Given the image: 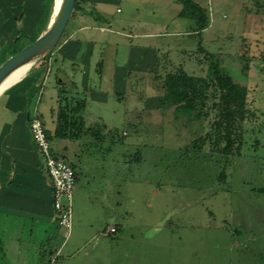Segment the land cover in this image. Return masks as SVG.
Instances as JSON below:
<instances>
[{"label": "rangeland", "instance_id": "rangeland-1", "mask_svg": "<svg viewBox=\"0 0 264 264\" xmlns=\"http://www.w3.org/2000/svg\"><path fill=\"white\" fill-rule=\"evenodd\" d=\"M43 1L35 0L36 6L28 1V8L23 12L29 25L24 23L22 28L28 26L31 30L16 29L10 39L0 41V61L5 62L37 40L48 28L56 0L44 6L48 15L45 19L41 11ZM98 1L97 11L108 17L110 23L106 25L113 29L112 32L90 31L105 42L96 48L98 54L101 51L104 54V69L98 73L103 75L97 74L101 70V57L94 62L97 71L93 76L86 73L85 79L80 70L71 71L76 65L78 68L82 65V71L87 69L85 55L74 60L65 58L66 67L62 66L59 55L56 56L59 48H76L77 43L65 46L75 32L81 10L70 20L60 45L52 54L51 59L59 62L58 66L52 65V71L57 75L63 68L64 73L67 69L72 74L79 93L88 99L85 112L88 125H105L104 133L112 134L99 146L100 151L104 149L108 153L111 162L119 161L118 166L111 167L116 171L111 173L110 190L113 193L120 189L124 200L128 228L122 234L127 248H144L142 245L148 242L147 248L154 250L155 261L159 263L193 264L198 253L201 264H264V190H261L264 189V0H199L210 12L211 23L203 33V46L213 58L200 49V37L194 32L195 21L178 17L182 9L179 0V3L175 0ZM90 2L82 0L76 7H91ZM118 8L123 12L117 11ZM157 17L162 21H155ZM143 33L155 36H139ZM146 45L159 49L151 62L149 57L142 62L140 50L134 51V47ZM211 59L219 60L237 82L249 89L250 114L243 132L246 145L230 161L218 152L215 141L210 138L218 116L215 105L218 94L212 93L210 107L206 109L209 115L200 121H193L165 105L167 75L183 67L197 77L210 78ZM56 82L54 75L47 80L46 100L40 102L36 97L34 106L38 108H31L33 117L35 114L44 117L49 128L53 125L49 104L52 97L53 104L56 102ZM93 92L105 96L95 98L91 96ZM70 93V96H80L76 89ZM81 144L84 145L81 141L64 139L58 146L59 153L76 164L78 160L72 154ZM114 173L119 177V186L113 185ZM91 190L94 191L93 186ZM73 208L74 216L76 211H82L75 195ZM98 212L96 216L84 213L82 218V227L89 228V235L97 225L92 227L89 221L102 218ZM171 223L175 225V233ZM106 224L101 223V231L94 241L109 240L102 232ZM157 227L162 230L156 231ZM60 230L61 243L69 242L74 229L69 237L65 236V228ZM153 243L155 247L150 245Z\"/></svg>", "mask_w": 264, "mask_h": 264}, {"label": "crops", "instance_id": "crops-1", "mask_svg": "<svg viewBox=\"0 0 264 264\" xmlns=\"http://www.w3.org/2000/svg\"><path fill=\"white\" fill-rule=\"evenodd\" d=\"M28 1H31V6H36L35 0H0L1 42L6 41V38L10 39L16 29L29 30L28 26L25 29L22 28L24 23L29 25L28 18L26 20L24 17L26 13L23 12L28 8ZM90 3L92 6H86L87 8H97L100 1L92 0ZM104 17L105 19L101 22L95 21L92 16L82 12L77 17V26L68 41L69 44L65 46L71 47L77 43L76 48L71 50H60L59 48L56 51V56L59 55L60 61L63 60L61 63L64 67L68 62L65 58L74 60L85 55L88 60L87 69L82 71V65L80 68L76 65L71 69V71L80 70L85 79L87 78L86 73L89 72V75L92 73L93 76V73L97 71L94 69V62L100 57L102 59L101 70L97 71V74L104 69V54L102 51L98 54L96 48L105 42L98 40L90 32L93 29L102 32L113 31L111 25L110 28L106 25L110 23V20L105 15ZM161 17L155 18V21H162ZM125 34L132 35L131 33ZM139 36L154 37L155 34L143 33ZM78 46L79 49H77ZM137 50H140L142 54V62L148 60L147 57L151 62L150 60L157 55L159 49L146 45L134 47V51ZM3 62L0 61V66ZM58 63L52 59L48 63L39 62L30 68L22 80L0 95V264H168L167 261L162 263L155 261L154 250L147 248L148 242L142 245L144 248H127L125 236L122 234L125 233L124 229L128 228L126 227L124 200L121 198L120 189L113 193L110 190L111 173L115 170L111 167L112 164L115 167L118 166L119 161L111 162L108 153L104 152V149L100 151L101 148L94 144L83 146L81 144L79 147L77 145V150L72 154V157L78 160L74 164L78 176L75 198L78 208L82 211L78 210L75 216L73 215L72 239L69 242L65 241L64 244L61 243L63 236L53 202V182L46 170L45 159L35 146L30 131L33 118L31 108L34 106L35 98L38 97L40 102L46 100L45 85L47 80L54 75L57 81L55 85L56 102L53 104L55 98L52 97V102L49 104V115L53 125L51 128L48 125L46 127L51 133L55 132L59 83L57 75L52 71V65L58 66ZM60 69L64 71L63 68ZM65 71L68 77L76 82L72 74H69L67 69ZM99 93L101 92H93L91 96L95 98L105 96ZM35 108H38L37 105L34 106V110ZM44 122L47 123L46 120ZM61 143V139L54 141L56 152H59L58 146L60 147ZM115 173L113 185H118L117 182L120 181ZM92 186L94 191L91 190ZM96 211L101 212L99 215L102 218L96 220L95 217L94 221L92 219L89 221L92 227L97 224L94 233L89 235V230H87L89 228L82 227V218L84 213L96 216ZM105 222L107 224L102 232L109 240L105 241L100 238L98 242L94 241L98 237V232L101 231V223ZM171 224L172 233H175V225ZM110 227H116L117 231L108 233L107 230ZM160 230L162 227L156 228V231ZM144 236L150 238V236ZM150 245L155 247V243ZM197 254H195L193 264H201L200 256ZM167 255L166 250L165 256Z\"/></svg>", "mask_w": 264, "mask_h": 264}, {"label": "trees", "instance_id": "trees-1", "mask_svg": "<svg viewBox=\"0 0 264 264\" xmlns=\"http://www.w3.org/2000/svg\"><path fill=\"white\" fill-rule=\"evenodd\" d=\"M52 2L53 0L43 1L41 11L44 13L42 14L44 19L48 16L46 10L44 12V6L47 3L51 5ZM179 2L182 5L179 17L195 21L194 32L200 37V49L205 51L210 58H213V55L203 46V33L211 23L209 9L202 5L199 0H179ZM80 3H82V0H77V4ZM78 10L93 16L97 21L101 22L105 19L104 14L97 11V8L89 9L85 5H81L79 8L75 7L71 19ZM51 57L52 54H48L39 62L48 63ZM209 75L210 78L197 77L190 74L183 67L169 73L165 79V105L174 107L178 114L188 116L193 121H200L209 115V111H206V109L210 107L212 93L218 94L219 100L215 102L218 116L214 122V131L210 138L215 141L218 152L227 161H230L237 153L241 154L246 145L243 132L244 122L250 114L248 106L249 89L246 85L237 82L229 71L220 65L219 60L211 59ZM57 77L59 80V101L56 110L57 126L54 133L47 129L53 147L56 139L81 141L84 145L88 144L89 141V144L95 146L104 143L111 133H104L107 129L105 125L99 123L88 125L85 117L88 107L87 97L85 95L81 96L76 82L71 80L61 69L58 71ZM72 89H76L77 94H80V96H70ZM110 148L112 150V146ZM54 152L58 158L68 162L76 169L73 163L67 161L59 152H56L55 147Z\"/></svg>", "mask_w": 264, "mask_h": 264}, {"label": "built area", "instance_id": "built-area-1", "mask_svg": "<svg viewBox=\"0 0 264 264\" xmlns=\"http://www.w3.org/2000/svg\"><path fill=\"white\" fill-rule=\"evenodd\" d=\"M30 131L33 141L45 159L47 171L53 182V202L58 213L59 226L66 229L65 236L69 237L74 223L73 206L78 185L77 171L71 164L56 156L46 124L38 114L32 118ZM107 231L113 233L117 228L110 227Z\"/></svg>", "mask_w": 264, "mask_h": 264}, {"label": "water", "instance_id": "water-1", "mask_svg": "<svg viewBox=\"0 0 264 264\" xmlns=\"http://www.w3.org/2000/svg\"><path fill=\"white\" fill-rule=\"evenodd\" d=\"M76 4L77 0H63L57 14H54L48 28L38 39L9 57L0 66V85L13 71L23 64L34 58H36V63L46 55L53 54L66 31Z\"/></svg>", "mask_w": 264, "mask_h": 264}, {"label": "bare ground", "instance_id": "bare-ground-1", "mask_svg": "<svg viewBox=\"0 0 264 264\" xmlns=\"http://www.w3.org/2000/svg\"><path fill=\"white\" fill-rule=\"evenodd\" d=\"M63 0H56V8H55V13L57 14L58 10L60 9V6L62 4ZM36 58L32 59L31 61L23 64L19 68H17L15 71H13L0 85V95L7 89H9L11 86L19 82L24 78L26 73L30 70V68L33 66L35 63Z\"/></svg>", "mask_w": 264, "mask_h": 264}]
</instances>
